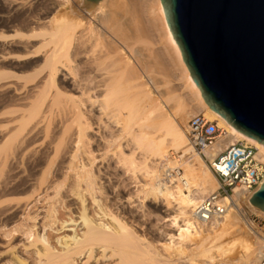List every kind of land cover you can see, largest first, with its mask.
Instances as JSON below:
<instances>
[{
  "label": "bare ground",
  "instance_id": "obj_1",
  "mask_svg": "<svg viewBox=\"0 0 264 264\" xmlns=\"http://www.w3.org/2000/svg\"><path fill=\"white\" fill-rule=\"evenodd\" d=\"M7 3L14 20L31 12L26 0ZM36 3L43 11L29 17L30 25L34 22L39 28L31 30L28 24L32 31L28 39H41L40 46L34 48L21 29L29 43L24 39L25 45L19 47L25 60L43 56L41 67L35 65L39 70L28 77L0 74V237L21 239L8 260L0 252V264L79 260L86 264L94 259H103L104 264H194L196 260L212 264L213 250L227 251L216 243L242 233L232 217L257 237L254 243L242 240L237 263L258 264L264 257V240L257 236L244 207L261 216L264 212L251 204L250 196L236 190L231 198L223 197L230 207L216 226L199 222L195 210L219 189L207 160L244 143L256 149L254 158L264 165V145L235 129L206 103L173 36L162 0H102L90 8L86 0L79 5L75 0ZM78 8L89 21H72ZM76 41L73 56L92 58L81 73L75 71L70 54ZM141 71L150 77L164 71V88L151 77L155 94ZM60 74L66 84L60 82ZM198 115L217 123L221 131L203 154L190 146L183 129ZM171 151H183L180 160ZM181 168L184 172L179 174ZM129 184H140L146 200L163 198L164 213L172 208L168 230L157 242L125 221L124 205H134L131 194L114 201L121 187ZM5 197L20 198L2 202ZM67 198L79 201V217L62 220L59 230H72L58 239V249L46 231L54 230L64 208L58 203Z\"/></svg>",
  "mask_w": 264,
  "mask_h": 264
},
{
  "label": "water",
  "instance_id": "obj_2",
  "mask_svg": "<svg viewBox=\"0 0 264 264\" xmlns=\"http://www.w3.org/2000/svg\"><path fill=\"white\" fill-rule=\"evenodd\" d=\"M102 0H86L93 7ZM209 107L264 145V0H162ZM251 204L264 212V184Z\"/></svg>",
  "mask_w": 264,
  "mask_h": 264
},
{
  "label": "rangeland",
  "instance_id": "obj_3",
  "mask_svg": "<svg viewBox=\"0 0 264 264\" xmlns=\"http://www.w3.org/2000/svg\"><path fill=\"white\" fill-rule=\"evenodd\" d=\"M7 1H10V0H0V58H1L0 59V74L1 73L15 74V75L19 74L20 77L21 76L22 77H28V76L33 75L36 72V70L37 71L39 70L38 67L40 68L41 67L40 65H42L41 61L43 60V56H40V57L35 58V59L25 60L24 59L25 58L24 57L25 52H23V49L19 46H21L22 44L25 45V43L27 44V42L29 41L28 35H30L32 33V31H31L32 29L39 28V25H37L34 22H32V24L34 23L33 25L32 24L30 25L31 21H29V20L32 18L34 19L36 15H38L39 13H41L43 11V8L41 7V9H40L38 7L40 5L38 3H36L37 0H32V1L26 0L27 5L29 4L28 7H30L31 12L24 18L14 20L15 14H12V12L9 8V3H7ZM75 2H76V4L79 5L81 0H75ZM36 12H39V13H36ZM76 12L71 15V17H72L71 19L74 23L80 22L82 20H87V21L90 20V17L88 16V14L86 12H84L83 9L78 8L76 10ZM29 17H30V19H29ZM22 20L24 23H21ZM25 21H26V23H25ZM28 21H29V23H28ZM92 22L95 25H97L96 19H93ZM15 23H17V24H15ZM28 24L30 27L32 26V28H29ZM27 27L31 30H28ZM21 29L23 31V34L26 36L25 38L28 41L24 38V35L22 34ZM37 31H39V30H37ZM24 39H25V43H24ZM37 39H35L34 42L29 41V42H32L31 44L34 45V48L35 47L37 48L38 45L40 46L41 39H38L39 41ZM76 44H77V41L73 43V45L70 49V54H72V56L74 55V52L76 53V50H75ZM22 52H23V54H22ZM18 53H20V54H18ZM78 55L77 56L75 55L76 57L73 56V58L75 60L73 62V67L76 66L75 71H77L78 73H81V72L86 70V67H87L86 65L89 61H91L92 58H88V56H87V58H85L86 56L84 57L83 54H82V56H81V54H78ZM20 57H23V58L21 59ZM85 63H86V65H84ZM33 64H34V66H33ZM37 64H38V67L35 66ZM34 67H36V68H34ZM141 72H143L142 74H144L145 80L147 82L149 81L148 83L150 84V86H152V84H151L152 83L151 77H152V78H156L157 82L160 83V88H164L163 82H165L167 80L166 76L164 75V71H155V72L151 73L152 74L151 77L149 76V74H145V71H141ZM65 73H66L65 71L62 72V75ZM62 75L61 74L59 75L60 79H61L60 82H62L63 84H66L67 81L66 80L63 81ZM152 90L155 94L157 93L154 86H152ZM189 120H188V122H189ZM183 129L187 133L188 123H187V125L183 126ZM142 151H143V148H141L139 151L140 156H141ZM171 153H174V157L177 158V160H180L179 156L183 155V151H179L178 153L171 151ZM207 164L210 167V164L208 162H207ZM156 166H158V165H156ZM196 167L200 169V164L196 163ZM182 172H184L183 169H182ZM125 184H127V183H125ZM121 191H122V193L119 194V197L114 196L115 197L114 201L116 200V202H121V200H119L118 198L123 199V201H124V198H127L131 194L132 203H134V205L132 204L133 206H131V208L129 206H127V204L124 205L126 207V208L124 207L125 221L129 225L133 226L138 231V233L140 235H142V236L145 235L146 236L145 238H147L148 240H150L152 242H157L159 240V238L161 239L165 235V232L168 230V228H167L168 224H170V222H167V220L170 218V216H172L171 206L170 207L168 206V211H166L164 213L165 205L167 206L164 199L161 197L160 198L158 197L159 199L158 198H152V199L149 198L148 199L149 201L146 200L144 198V195L141 193V185L140 184L136 185V187H133V185H130V184H129V186H127V188L122 186ZM13 198L16 200V199H19L20 197H5L2 199V202H5V201L7 202L10 200L12 201ZM59 204L60 203H58V206H62V207L64 205V208L61 207L62 208L60 210L61 214L58 213V215H57L56 225L54 226V230L46 231L48 233L47 235H48L51 243L58 249L61 248L60 246H58V242H57L58 239L63 237L65 234H69V231L72 230L71 228H69V229L67 228L66 230L60 231L58 227H60L61 222L68 220L70 217H73L74 219L78 220L79 214H77V212H78L77 210L79 208L80 203L76 199H68L67 198V199L63 200L62 204H60V205ZM72 204H74V205H72ZM66 205L68 208L66 207ZM163 207H164V210H163ZM244 209H245L246 215L248 216L250 222L255 227L256 233L258 232L257 236L264 240V216L257 214V212L252 208L244 207ZM64 212H65V214H64ZM233 218L235 219V221L233 220ZM231 219L233 220L234 224L237 223V225L240 226L242 233L239 237L228 236V237H225L224 239H222L216 243L217 247H223L227 251L223 254L219 250L217 252L213 250L211 252V255L214 256L216 259L214 262H212V264H227V263L231 264V262H233L232 264H234V262H236V264H238L237 262L241 261V259L239 258V255H240L239 252L242 249L240 246L241 243H243L242 240H244V241L249 240L253 243L257 240L256 235L254 233H252L251 231H249L247 226H245V224L242 221L240 223V220L238 221V219H236L235 217H232ZM78 222L80 223V221H78ZM213 224H210L208 226H216L215 224L214 225ZM78 230H81V228H79ZM259 234H260V236H259ZM19 244H21L20 238H16V239L10 241L8 239H3L2 237H0V252H2L3 257L8 260L12 256V252H13L12 247L19 245ZM253 260L256 261V259H253ZM83 262H85V261H83ZM83 262H82V260H79L78 262H76V264H81ZM86 264H104V260L100 259V261H97L94 259V260H91L90 262H88ZM177 264H182V263H178V261H177ZM194 264H205V262L196 260L194 262ZM209 264H211V263H209Z\"/></svg>",
  "mask_w": 264,
  "mask_h": 264
},
{
  "label": "built area",
  "instance_id": "obj_4",
  "mask_svg": "<svg viewBox=\"0 0 264 264\" xmlns=\"http://www.w3.org/2000/svg\"><path fill=\"white\" fill-rule=\"evenodd\" d=\"M187 135L190 146L203 154L206 148L216 143L221 131L217 123L210 122L203 115H198L189 120ZM255 154L254 147L237 143L220 153L213 161L207 160L218 180L219 189L217 193L198 204L195 218L199 222L212 224L222 220L230 207V202L225 204L223 197L231 198L236 190L253 197L257 188L264 182V165H258L254 158ZM180 172L182 171L178 170L179 174ZM258 264H264V257Z\"/></svg>",
  "mask_w": 264,
  "mask_h": 264
}]
</instances>
